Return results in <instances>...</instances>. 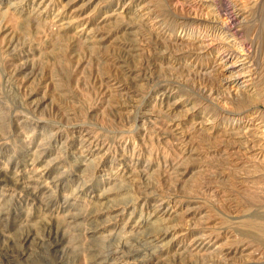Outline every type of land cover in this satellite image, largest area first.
I'll use <instances>...</instances> for the list:
<instances>
[{"label":"rangeland","instance_id":"374dc122","mask_svg":"<svg viewBox=\"0 0 264 264\" xmlns=\"http://www.w3.org/2000/svg\"><path fill=\"white\" fill-rule=\"evenodd\" d=\"M190 1L0 0V264H264V0L253 87Z\"/></svg>","mask_w":264,"mask_h":264},{"label":"bare ground","instance_id":"6f19581e","mask_svg":"<svg viewBox=\"0 0 264 264\" xmlns=\"http://www.w3.org/2000/svg\"><path fill=\"white\" fill-rule=\"evenodd\" d=\"M171 3H177V0H170ZM191 7H196L198 9L207 7L208 12L205 14H196L194 13V19L199 22L198 28L195 30V37L198 38H209L206 44L202 48L212 49L215 51L216 55L214 57V66L213 70L218 74L220 85H238L244 84L247 87H253V71L251 70L252 57L251 48L253 47L252 38L248 42L239 41L240 31H241V16L246 10L247 5L253 6L258 0H249L243 4L242 0H191ZM190 1V2H191ZM213 1L217 4H213ZM167 3V2H166ZM179 3V2H178ZM177 3V4H178ZM182 3V2H181ZM248 3V4H247ZM170 4V3H169ZM176 4V5H177ZM168 5V4H167ZM181 5V4H179ZM178 5V6H179ZM188 5V4H186ZM188 5V7H189ZM217 5V6H216ZM40 6V5H39ZM172 6V5H171ZM181 7V6H180ZM187 7V8H188ZM249 7V8H250ZM184 8V7H183ZM192 9V8H190ZM38 10V9H37ZM179 10V9H178ZM184 10V9H183ZM182 8L180 11H183ZM175 11V10H174ZM186 11V9H185ZM184 11V12H185ZM188 12V11H186ZM198 12V11H197ZM35 13V12H34ZM190 13V12H188ZM212 13V14H211ZM66 14V13H65ZM58 15V14H57ZM56 16V15H55ZM64 16V15H63ZM70 16V15H69ZM66 17V16H65ZM64 19V18H63ZM69 19V17H68ZM71 19V18H70ZM54 20V19H53ZM58 20V19H57ZM51 22V21H50ZM48 22V23H50ZM63 22V21H62ZM69 22V21H68ZM53 24V23H51ZM192 24V23H191ZM50 25V24H49ZM53 27V26H52ZM51 27V28H52ZM57 28V26L54 25ZM60 27V26H59ZM62 27V26H61ZM184 28V27H183ZM188 28V27H187ZM55 29V28H54ZM58 30V29H57ZM60 30V29H59ZM83 33V32H82ZM186 33V30L179 28L177 31L178 36L182 38ZM187 34V33H186ZM242 36V35H241ZM244 36V35H243ZM245 38V37H244ZM247 38V37H246ZM243 39V38H240ZM244 40V39H243ZM248 40V39H247ZM217 41V44H212ZM246 41V40H245ZM214 45V46H212ZM254 49V48H253ZM254 61V60H253ZM255 74V73H254ZM210 75V74H209ZM241 78L244 80L240 81ZM255 78V77H254ZM217 79V78H216ZM231 80V81H230ZM240 81V82H239ZM205 86V85H204ZM243 86V85H242ZM240 87V86H239ZM248 89V88H247ZM261 90V89H260ZM229 91V90H228ZM239 91V89H238ZM251 91V90H250ZM263 91V90H262ZM207 95H212V90H207ZM226 92V91H225ZM223 93V92H222ZM237 93V92H236ZM162 95V94H161ZM228 95V94H226ZM230 96L235 97L236 94H229ZM214 97V96H213ZM240 98V97H239ZM262 99V98H261ZM233 100V99H232ZM231 100V101H232ZM260 100V99H259ZM253 101V100H252ZM255 102V101H253ZM259 103V102H258ZM257 103V104H258ZM261 103V101H260ZM263 103V102H262ZM256 104V102H255ZM264 104V103H263ZM251 105V103L249 104ZM223 106V105H222ZM221 106V108H223ZM225 106V104H224ZM253 106V104H252ZM263 106V105H262ZM245 108V107H244ZM259 108V106H258ZM257 108V109H258ZM227 110V108H224ZM252 109V108H251ZM225 110V112H226ZM231 110V109H230ZM229 110V111H230ZM241 110V109H240ZM255 110V109H254ZM223 111V110H222ZM235 111V110H234ZM243 111V110H242ZM262 110L261 112H263ZM224 112V111H223ZM231 112V111H230ZM258 112V111H257ZM252 113V112H251ZM229 114V113H228ZM240 114V113H239ZM223 115V114H222ZM243 116V115H242ZM224 117V116H223ZM228 117V116H226ZM234 117V115H233ZM256 117V116H255ZM231 118V117H230ZM252 118V117H251ZM254 119V117H253ZM253 119L240 123L241 119L231 118L229 119V128L234 129L239 126L247 130L248 132H253L251 134V142L255 144L258 148L259 153L264 157V124H255ZM248 120V119H247ZM214 121V120H213ZM253 121V122H252ZM211 123V122H210ZM226 128V127H225ZM239 129V128H238ZM229 130V129H228ZM242 130V129H241ZM240 132V131H239ZM244 133H247L244 131ZM242 135V134H241ZM245 135V134H244ZM248 135V134H247ZM246 136V135H245ZM233 138V137H232ZM239 143V142H237ZM242 143V142H241ZM240 144V143H239ZM88 145V144H87ZM247 145V144H246ZM248 146V145H247ZM239 150V149H238ZM253 150V149H252ZM257 150V149H256ZM255 150V151H256ZM247 152V151H246ZM255 155V154H254ZM254 159V157H253ZM257 160V159H256ZM259 162V161H258ZM260 163V162H259ZM263 164V163H262ZM257 165V164H256ZM160 200V199H159ZM160 206V205H159ZM156 208V207H155ZM166 209V208H165ZM159 211V210H158ZM171 211V209H170ZM155 212V211H154ZM153 214V212H152ZM154 215V214H153ZM161 216V215H160ZM164 217V216H162ZM170 228V227H169ZM167 229V228H166ZM168 231V230H167ZM166 234V233H165ZM183 234V233H182ZM167 235V234H166ZM174 235V234H173ZM159 237V236H158ZM164 237V236H163ZM200 237V236H199ZM157 238V237H156ZM160 238V237H159ZM202 238V237H201ZM153 240V239H152ZM156 240V239H155ZM163 239L156 240V242L161 243ZM204 241V240H203ZM211 241V240H210ZM190 242V241H189ZM201 242V241H199ZM192 243V242H191ZM197 244V243H196ZM202 245V244H200ZM192 246V245H191ZM203 246V245H202ZM193 247H195L193 245ZM201 249V247H200Z\"/></svg>","mask_w":264,"mask_h":264}]
</instances>
